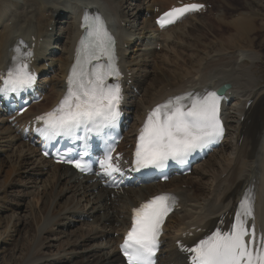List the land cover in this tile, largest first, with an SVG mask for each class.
Masks as SVG:
<instances>
[{
	"label": "bare ground",
	"instance_id": "1",
	"mask_svg": "<svg viewBox=\"0 0 264 264\" xmlns=\"http://www.w3.org/2000/svg\"><path fill=\"white\" fill-rule=\"evenodd\" d=\"M127 1L3 0L0 2V68L5 65L9 58V50L17 42L30 41L31 38L37 41L36 59L46 62L45 65H37L42 74L40 88L46 94L45 100L33 110L26 112L21 119L43 113L59 101L63 93L64 76L72 63V54L81 36L77 29L78 20L86 9L90 13L104 15L116 33L120 66L131 74L136 89V93L126 92L125 101V108L134 118L133 122L147 109L175 93L202 94L223 84L231 85L221 103L227 128L224 147L209 154L204 161L192 167L196 169L207 159L213 158L212 161L217 163L216 170L212 174L204 171L200 179L194 181L195 190L201 194L205 192L202 198L198 194L194 195L193 191L181 190L179 187L181 177L171 178L166 186L149 183L138 189L126 190L123 196L115 194L110 197L108 191L99 188L98 183L89 184L88 179L77 181L69 168L53 165L42 159L35 148L21 142L15 130L7 123L9 117L7 118L4 111L0 110V153L6 154L7 159H15L19 167L24 169L32 167V170L37 172L33 174L35 180L30 188V194L38 197L47 195V190L53 184L59 186L65 182L54 200H60L68 192H72L80 196L78 198L82 201V205H87L85 209H81L82 205L80 208H73L70 207L71 201L68 200L64 211L55 215V220L48 224L44 232L47 236L44 242L32 244L35 247L27 256L28 262L25 264H123L117 254L119 238H113V234H123L127 227V214L132 207L164 192H173L178 197L180 212L173 213L165 223L156 264H183V259L176 252L174 244L183 241L182 235L191 228L212 229L219 218L233 215L236 204L246 189L256 190V223L264 222V86L260 87L258 83L257 88L250 86L252 79L254 80L251 70L258 64H264V61L261 62V53L253 51L252 47L241 46V49H236L248 53L247 56L243 54L245 58L251 60L249 68H246L244 60L238 61L236 50L218 49L201 56L197 67L191 68L187 66L188 60H180L175 51L178 50L179 45L187 44L184 27L188 24L191 27L196 26L204 16L212 15L213 12L208 11L209 13L204 16L186 17L174 27L160 32L155 30L153 25L154 8L158 7L164 11L177 1L185 0H142L136 12L131 9L135 7L131 3L125 7ZM215 1L217 0H200L201 3L210 2L216 8V17L221 16L225 8H237L232 6L230 0H220L218 5ZM243 12L231 13L223 21L219 19L224 26L233 28L234 32L227 42L233 40V35L236 36L237 44L240 39L243 42L250 41V34L256 29L255 23L251 19L250 11ZM148 14L153 18L151 20L146 18L144 20L146 24H141L140 27V20ZM62 17L64 19L57 22ZM55 25H62L58 28V32ZM49 28L52 30L49 31ZM58 34L64 39L61 47H58V44L62 39L52 40ZM41 39H43L42 45ZM69 42L71 45L67 44ZM43 44L46 45L43 47ZM52 44L57 47L61 55H51L53 57L51 59L48 49H53ZM158 46L159 51L156 50ZM249 49L252 50L248 51ZM190 55L187 54L188 58ZM156 59L164 66L163 70L152 67L158 64ZM178 76L179 80L176 79ZM248 102H251L249 108L246 107ZM223 150L228 155L221 154L217 157V153ZM204 177L209 178L207 184L202 182ZM166 187L171 189H165ZM78 220L81 224L85 222L86 228L74 232L76 239L68 243L65 250L55 254L43 253L44 250L54 249L51 246L52 242H57L59 238L46 241L52 236L59 235L60 232L57 231L59 228L72 227L78 224ZM85 220H92L93 224H86L89 222ZM90 243L94 244L90 246ZM36 247L39 250H36Z\"/></svg>",
	"mask_w": 264,
	"mask_h": 264
},
{
	"label": "snow or ice",
	"instance_id": "2",
	"mask_svg": "<svg viewBox=\"0 0 264 264\" xmlns=\"http://www.w3.org/2000/svg\"><path fill=\"white\" fill-rule=\"evenodd\" d=\"M199 7L193 4L173 8L159 23L162 27L174 23L185 12ZM81 27L83 35L67 78L66 93L54 110L36 117L37 123L42 124L36 131L46 142L72 138L84 131L103 143L119 124L123 95L114 38L103 18L86 9ZM12 52L9 67L0 72L3 85L0 97L26 92L36 81L30 67L33 53L22 42H17ZM221 99L217 91H206L169 97L157 105L140 129L132 170H162L169 161L184 164L193 153L218 142L224 131L220 120ZM88 139L85 136V141ZM111 151L108 146L98 163L103 174L115 181L124 172L113 161ZM87 155L86 144L77 158L67 162L86 172L90 167L84 159ZM175 205V196L162 193L133 209L131 229L121 245L126 264H155L162 225ZM254 205V190L246 189L234 223L227 230H215L194 247L184 249L192 254L191 264H264V232L257 241L254 223L248 224L250 219L254 220Z\"/></svg>",
	"mask_w": 264,
	"mask_h": 264
},
{
	"label": "rangeland",
	"instance_id": "3",
	"mask_svg": "<svg viewBox=\"0 0 264 264\" xmlns=\"http://www.w3.org/2000/svg\"><path fill=\"white\" fill-rule=\"evenodd\" d=\"M2 1L3 0H0V2ZM230 1L232 6L237 8H225L224 13L221 16L216 17V8L213 7L212 15H203L204 18L200 21L199 24L193 27L189 26L188 24L184 27L186 31L187 44L179 45L178 50L175 51L177 57L180 60H188L189 64L187 66L196 68L198 59L207 53H211V51L213 52L218 49H232L231 51H234L236 49H241V46L252 47L253 51L255 50L261 53V62L264 61V0ZM141 2L142 0H128L125 7H127L129 3H131V5H135V7H132L131 9H133V12H136L137 10H139L138 6ZM215 3H217L218 5V3H220V0L215 1ZM145 4L143 5V7L145 6ZM236 11H244L243 13L250 11L251 19L254 21L256 29L250 34L249 42H243L240 39L239 44H237L235 42L236 36L234 35L233 40L231 42H227V40L231 38L234 31L233 28L224 26V24L220 20H225L224 18ZM146 18L148 19V16H143L141 20L139 19L140 27L141 24H146V21H144L146 20ZM62 19H64V17L60 18V20H57V22L61 21ZM59 27H62V25H55V28H57L56 32H58ZM50 30L51 28L49 29V31ZM65 36L66 35H64V37ZM57 38L61 40L62 35L60 36L58 34L52 40L56 41ZM63 42L64 39H62V42L58 44V47H61ZM67 44L71 45V42ZM55 45L52 44L51 48L53 49H48L51 59L53 58L52 56L54 54H56L55 56L61 55ZM252 49H249L248 51ZM157 51H159V49H157ZM188 53L191 54L190 58H188L187 56ZM243 54H246V56L248 55V53L237 51V59L238 61L244 60L246 68H249L251 60L248 57L245 58V55ZM243 57L244 59H242ZM157 63V65H153L151 63V65H153L152 67H156L158 70H163L164 66L159 64L158 60ZM159 65L163 67H160ZM258 65L254 66L251 70V74L254 75V80L256 81L254 82V80L252 79L250 86L255 88L258 87L257 83L260 87L264 86V64L259 66ZM155 76H157L156 73ZM176 79L179 80V76L176 77ZM134 92L136 93V90ZM221 154H223V156L228 155L227 152L223 150L217 153V157L221 156ZM212 159L209 158L206 160V162L202 163L200 166H197L196 169H192V174L187 176V178L182 177L179 181V187H181L180 189L187 190L189 192L193 191L194 195L198 194V196H201L202 198V194H205V192L203 191L201 194V192L196 191L193 184L195 180L200 179L202 172L207 171L208 173L210 172L209 174H212V172L216 170L215 166L217 165V163L215 161V164ZM211 164L215 165L212 166ZM36 173L37 172L35 170H32V167H29L27 169L19 167L16 164L15 159H7L6 154L0 153V264H25V262H28V259L26 260V258L31 250H33V248L35 247V245L32 244L44 242V239L47 237L46 235H44V232L47 230L48 224L52 223L55 220V215H58L64 211L67 205L66 202L70 200V207L73 208H80V206L82 205V201L80 200V198H78L80 196L74 195L72 192H68L65 196L61 197L60 200H54L58 195L57 193H60V190L63 188L65 182H63L59 186L53 184V186L47 190V195L40 194L42 195L39 196L41 199L36 195L30 194V188L34 185L35 180L33 178V174ZM202 182L207 184L209 182V178L204 177ZM165 189H171V187H166ZM78 202L80 205L78 204ZM86 207L87 205L83 204L81 206V209H85ZM86 222H89L86 224H93L92 220ZM77 223L78 224H75L74 226L69 228H59L57 230L60 232L59 235H57L56 237L52 236L46 241L49 242L50 239L59 238L57 242H52L53 244L51 243V246H53L54 249H47V251L44 250V252L41 249V251L44 254H49V252L55 254L56 252L65 250V248L67 247L66 245L76 239V234L74 232H76L80 228H86V226H84L85 222L81 224L78 220ZM73 234L75 236H73ZM115 235L117 234L114 233L113 238H115ZM93 244L94 243H90L89 245L91 246ZM36 250H39V248L36 247ZM36 250L35 252H37ZM80 250H82V248H80Z\"/></svg>",
	"mask_w": 264,
	"mask_h": 264
},
{
	"label": "water",
	"instance_id": "4",
	"mask_svg": "<svg viewBox=\"0 0 264 264\" xmlns=\"http://www.w3.org/2000/svg\"><path fill=\"white\" fill-rule=\"evenodd\" d=\"M226 89H229L228 85H224V86L220 87V89L218 90V93H223Z\"/></svg>",
	"mask_w": 264,
	"mask_h": 264
}]
</instances>
